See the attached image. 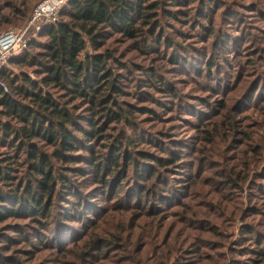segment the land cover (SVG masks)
I'll use <instances>...</instances> for the list:
<instances>
[{"label": "rangeland", "instance_id": "1", "mask_svg": "<svg viewBox=\"0 0 264 264\" xmlns=\"http://www.w3.org/2000/svg\"><path fill=\"white\" fill-rule=\"evenodd\" d=\"M40 1L0 0V32L23 29ZM177 2L156 11L160 45L107 40L132 113L79 155L121 149L108 185L81 160L54 162L71 191L0 222V264H264V0ZM24 49L0 66L19 74ZM15 175L32 180L26 162Z\"/></svg>", "mask_w": 264, "mask_h": 264}, {"label": "trees", "instance_id": "2", "mask_svg": "<svg viewBox=\"0 0 264 264\" xmlns=\"http://www.w3.org/2000/svg\"><path fill=\"white\" fill-rule=\"evenodd\" d=\"M177 1L71 0L62 14L65 19L47 27L40 34L42 40L26 47L21 59L10 61L20 67L19 74L0 66V82L8 89L0 85V222L18 212L43 215L61 189L71 191L73 183L67 173L55 172L54 162L81 160L95 172L96 183L108 185L113 167L120 165L121 149L111 146L107 156L79 155L91 150L90 143L103 139L109 124L128 121L132 113L122 109L116 99L122 75L115 64L110 65L107 40L113 35L133 41L147 37L160 45L161 38L155 39L156 28L152 29L157 26L156 11L162 4ZM38 4L31 14L26 11L27 22ZM80 108L85 113L81 114ZM100 118L105 119L103 126ZM130 160L127 156V163ZM152 161L160 166L174 164L172 159ZM23 162L32 175L25 187L15 175V166ZM116 180L122 185L121 179ZM71 205L80 208V204ZM97 246L93 245L95 251H101Z\"/></svg>", "mask_w": 264, "mask_h": 264}, {"label": "built area", "instance_id": "3", "mask_svg": "<svg viewBox=\"0 0 264 264\" xmlns=\"http://www.w3.org/2000/svg\"><path fill=\"white\" fill-rule=\"evenodd\" d=\"M71 0H42L25 27L21 30H10L0 33V65H4L13 51L26 48L32 37H36L47 27L59 22L62 12L69 6ZM0 85L8 91L5 84Z\"/></svg>", "mask_w": 264, "mask_h": 264}]
</instances>
